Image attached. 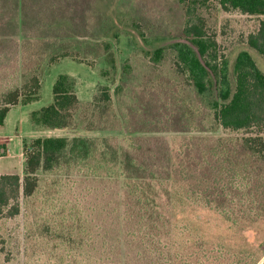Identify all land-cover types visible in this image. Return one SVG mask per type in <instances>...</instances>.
<instances>
[{"label":"rangeland","instance_id":"rangeland-1","mask_svg":"<svg viewBox=\"0 0 264 264\" xmlns=\"http://www.w3.org/2000/svg\"><path fill=\"white\" fill-rule=\"evenodd\" d=\"M198 15L204 21L206 34L215 40L217 53L232 58L247 48L248 35L257 30L263 19L236 11L224 12L215 0H207ZM189 18L177 0H0V62L7 63L18 56L22 39L44 41L51 54L67 52L75 57L52 65L45 63L40 70L38 100L14 107L7 115L4 135L12 141L8 143L9 156L0 152V175L14 174L22 180L24 146L34 140H30L34 133L29 113L52 102V85L59 74H68L75 80L80 103L77 128L44 129L42 134L88 137L98 147L104 144L117 153V159L111 153L107 156L102 171L88 172L76 167L38 172V190L27 200L20 194L19 214L8 217L4 211L0 215V264H102L97 261L98 252L89 249L88 231L94 222L101 224L98 214L106 199L103 195L110 192L102 181L107 174L120 180L123 151L132 147L144 150L148 145L157 150L166 147L171 160L183 162L188 151H193L195 157L199 150L214 146L217 139L226 143L243 134H231L216 126L207 108L208 97L188 87L185 77L175 71L169 51L164 50L160 59L154 61L156 49L185 41L182 30ZM104 45L109 47L107 52ZM250 52L264 72V60ZM100 86L108 88L112 100L105 113L96 103L91 105ZM16 134L26 139L21 143L22 155ZM100 162L97 156L90 166ZM166 162L167 159L161 160L156 167L157 176L163 179L167 174L161 171ZM96 175H102L104 180L96 179ZM250 181L254 182L252 192L261 197L264 190L253 178ZM164 202L162 198L161 203ZM249 207L258 212L254 205ZM163 210L171 228L167 241H162L165 252L154 257V264L246 262L244 256L232 254L223 259L174 258L184 247L196 249L202 244L203 248L204 243L253 251L259 263L264 259V214L252 223L240 220L242 227H238L216 210L187 201L184 206L173 203ZM111 264L119 263L114 260Z\"/></svg>","mask_w":264,"mask_h":264},{"label":"trees","instance_id":"trees-1","mask_svg":"<svg viewBox=\"0 0 264 264\" xmlns=\"http://www.w3.org/2000/svg\"><path fill=\"white\" fill-rule=\"evenodd\" d=\"M177 1L191 17L182 30L185 41L156 49L154 61L160 59L164 50L169 51L175 71L185 77L188 87L208 97L207 108L216 126L231 134H243L226 143L217 139L214 146L203 152L199 150L195 157L193 151H188L183 162L171 160L166 147L163 151L151 145L144 150L132 147L121 154L119 181L107 173L105 180L102 175H96L110 189L103 195L106 199L98 214L101 224L94 222L88 231L89 249L98 252L97 261L102 264H111L114 260L119 264H154V257L165 252L162 241H167L171 228L163 209L171 208L173 203L184 206L187 201L209 207L238 227H242L240 220L252 223L264 214V193L256 196L252 192L254 182L250 181L253 178L264 190V72L250 52L254 51L264 60V0H215L224 12L263 17L257 30L248 35L247 48L239 50L233 58L217 53L215 40L206 34L198 13L201 7H206L207 0ZM43 42L22 39L18 56L10 62H0V130L10 107L38 100L40 70L45 63L52 65L63 58L75 59L67 52L51 54ZM104 50L107 52L109 47L104 45ZM110 64L114 69L113 59ZM94 103L101 113L107 111L112 104L107 87H99L91 105ZM79 109L74 78L59 74L52 85V102L31 112L30 120L49 130H73L77 128ZM110 153L117 159L111 147L104 144L98 147L88 137L35 138L29 146H24L22 180L14 174L0 175V215L4 211L8 217L19 214L20 194L27 200L38 190V172L52 173L60 168L69 171L76 167L86 168L88 172L102 171ZM97 156L101 162L91 167ZM166 159L161 174L167 175L163 179L157 176L156 167ZM162 198L166 200L163 204ZM227 205L231 209H226ZM248 205H254L258 212H253ZM204 245L196 249L190 245L184 247L174 258L223 259L232 254L244 256V264H264V259L259 263L253 251Z\"/></svg>","mask_w":264,"mask_h":264},{"label":"crops","instance_id":"crops-1","mask_svg":"<svg viewBox=\"0 0 264 264\" xmlns=\"http://www.w3.org/2000/svg\"><path fill=\"white\" fill-rule=\"evenodd\" d=\"M31 103L32 102H30L29 104H31ZM19 105H21V104H17V105H14V106L10 107L7 115H9V113H10V111H11L12 108L17 107ZM26 105H28V104H26ZM26 105H21V106H26ZM7 115H6V118L4 120L3 128H2V130H0V149H3L5 151V153H7L6 156H4V157L9 156L8 143L10 141H12L11 138H9L6 135H4L5 134V131H6L7 121H8ZM29 116H30V113H29ZM31 127L33 128L31 130V133H34V134L33 135H30L31 136L30 137V140L31 139H35V138H38V137H40V138H42V137H49L48 134H42V131L41 130H44L45 128H42L40 126H37L34 123H32ZM45 130H49V129H45ZM15 136H16V139L18 140V143H19V154L22 155V153H21L22 152L21 151V143H22L23 140H26V139L25 138H21V136L19 134H16ZM0 174H1V172H0ZM2 174H5V173H2Z\"/></svg>","mask_w":264,"mask_h":264},{"label":"built area","instance_id":"built-area-1","mask_svg":"<svg viewBox=\"0 0 264 264\" xmlns=\"http://www.w3.org/2000/svg\"><path fill=\"white\" fill-rule=\"evenodd\" d=\"M0 152H1V153H3V152H4V150H3V149H0Z\"/></svg>","mask_w":264,"mask_h":264}]
</instances>
